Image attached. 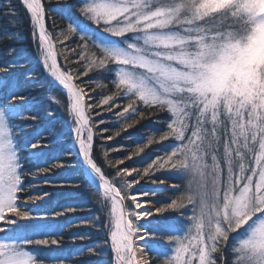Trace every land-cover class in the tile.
Returning a JSON list of instances; mask_svg holds the SVG:
<instances>
[{
	"label": "snow or ice",
	"instance_id": "1",
	"mask_svg": "<svg viewBox=\"0 0 264 264\" xmlns=\"http://www.w3.org/2000/svg\"><path fill=\"white\" fill-rule=\"evenodd\" d=\"M0 29V264H264V0H0ZM60 110L78 181L38 179L71 164L48 151ZM47 187L95 198L105 218L68 237L92 243L51 254L78 208L43 209Z\"/></svg>",
	"mask_w": 264,
	"mask_h": 264
},
{
	"label": "trees",
	"instance_id": "2",
	"mask_svg": "<svg viewBox=\"0 0 264 264\" xmlns=\"http://www.w3.org/2000/svg\"><path fill=\"white\" fill-rule=\"evenodd\" d=\"M69 3L74 2V0H68ZM14 4H17L18 6V0H13ZM21 18H23V9H21ZM58 22L63 24V21ZM2 30V29H0ZM69 44L72 43V41L68 42ZM16 46L20 48L24 53L28 55H33V45L30 41V37L28 35V24L25 20V23L20 28L18 32V39L15 42ZM0 53H2V49H0ZM61 62L63 60L61 59ZM21 71H23L21 69ZM91 75V74H90ZM85 81L89 80V77L84 78ZM103 82V81H102ZM111 87V85H109ZM43 91L40 88H37L33 91V96L35 97H42ZM95 95V93H93ZM35 102V101H34ZM161 121L154 123L151 120H143L141 123L134 127L133 129H130L128 133H124V136L132 135L134 138H140L147 134H149L151 131H154L156 129H162L165 127L163 120L167 118V113H161ZM57 118L59 120V123L56 125L57 129L59 130V135L54 140L53 144L49 145V154L51 157H60L61 159L65 160H71V164L65 167L64 169L57 170V175H50L48 177L40 176L38 179H50L54 181H61V180H79V172L76 167V157H68L66 155V150L71 148V141L69 139V126L64 123V121L67 119L65 116L63 110H60L57 113ZM19 123V122H18ZM108 127H112L111 124L107 125ZM111 134V133H108ZM21 143L24 142V140L27 138L25 134L22 132L21 134ZM100 144H105L104 141H100ZM113 145L115 144H124V145H130L132 141L127 139H121L117 138L115 140H112L110 142ZM165 143H171V141L165 142ZM162 145H153L151 149H149V152H152L153 154H158L159 149H161ZM101 151L100 147H97V153L99 154ZM112 157H121L124 155V152H116L110 154ZM131 163V162H128ZM29 167H32V165H29ZM111 171V170H109ZM161 175H167L166 173H162ZM178 182V181H177ZM43 190L49 191L52 193V196L48 198L47 203H43V205L48 206L49 208L47 210H60L67 206H75L78 208V210L74 213H68L67 215L60 217L56 220V224L60 226L68 225V227H60L58 231L65 237L64 243L62 247L60 248H54L52 251V255H64L67 256L74 252L76 249L83 247L87 244L92 243V241H76L73 243L68 237H70L73 233H81V232H88L89 229L87 227L81 226V227H71L70 225L74 222H78L81 220H86L93 218L94 216L101 217V220L105 218V212L101 210L100 205L97 204L95 198L90 194V192H80L75 188L72 187H66V188H52L47 187ZM173 193V190H169L166 193L159 194L156 199L160 201L167 200L168 197H170ZM176 220V214L175 213H166L162 216L155 217L153 219V225L154 227L164 230L166 229V226L169 224L175 223ZM22 224L28 226L27 229L31 228V225H33L34 221H22ZM152 243L157 244L158 246H163L164 241H153ZM94 264H114V257L109 251H105V254L99 257H91L90 258Z\"/></svg>",
	"mask_w": 264,
	"mask_h": 264
},
{
	"label": "rangeland",
	"instance_id": "3",
	"mask_svg": "<svg viewBox=\"0 0 264 264\" xmlns=\"http://www.w3.org/2000/svg\"><path fill=\"white\" fill-rule=\"evenodd\" d=\"M39 203L41 204V206H42V208H43V209H48V208H49L48 206H46V205H43L44 201H40ZM27 230H29V231H30V230H31V228H30V229H27Z\"/></svg>",
	"mask_w": 264,
	"mask_h": 264
}]
</instances>
